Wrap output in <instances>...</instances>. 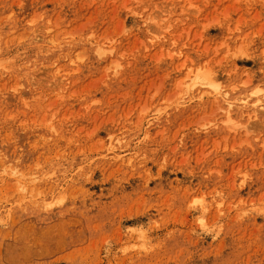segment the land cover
Returning a JSON list of instances; mask_svg holds the SVG:
<instances>
[{"label":"rangeland","instance_id":"rangeland-1","mask_svg":"<svg viewBox=\"0 0 264 264\" xmlns=\"http://www.w3.org/2000/svg\"><path fill=\"white\" fill-rule=\"evenodd\" d=\"M0 264H264V0H0Z\"/></svg>","mask_w":264,"mask_h":264}]
</instances>
